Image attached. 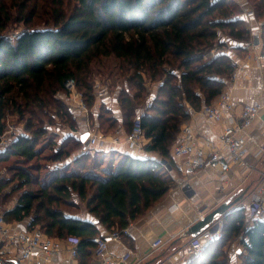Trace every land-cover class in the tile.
Wrapping results in <instances>:
<instances>
[{"label": "trees", "instance_id": "1", "mask_svg": "<svg viewBox=\"0 0 264 264\" xmlns=\"http://www.w3.org/2000/svg\"><path fill=\"white\" fill-rule=\"evenodd\" d=\"M251 1L262 22L264 52V0ZM20 20L28 28L7 35L9 25ZM252 39L236 0H0V135L9 116L25 122V130L0 150V163L12 156L35 162L12 165L11 177L0 179V193L17 181L4 200L20 192L5 210L6 220L29 219V229L39 225L53 238L77 239L79 262L89 264L97 237L145 216L175 182L160 161L131 154L104 177L91 168L96 158L88 164L91 152L74 159V170L61 172L59 162L82 144L71 133L61 140L66 149L46 157L55 168L41 174L40 140L51 124L60 119L77 129V111L55 95L74 79L92 108L97 69L104 68L105 75V61L115 59L120 115L101 106L99 126L124 125L129 133L142 112L145 150L160 154L175 170L173 146L191 116L189 107L198 110L220 96L238 66L230 52L244 57ZM148 82L158 85L153 97ZM81 206L87 217L82 209L71 210ZM247 216L244 207H231L221 237L187 264H228V250L238 237L242 264H264V222L245 227Z\"/></svg>", "mask_w": 264, "mask_h": 264}, {"label": "crops", "instance_id": "2", "mask_svg": "<svg viewBox=\"0 0 264 264\" xmlns=\"http://www.w3.org/2000/svg\"><path fill=\"white\" fill-rule=\"evenodd\" d=\"M246 20L248 25L250 24L252 38L256 33L261 35L259 31L262 30V22L257 21L256 18ZM262 52V43L254 48H247V55L245 57L233 51L230 52L238 65L236 69L237 74L228 80L223 92H230L233 96L236 107L232 115L235 119H239L241 110L245 104L261 102L264 105V68L257 65L254 59L256 54ZM153 89L154 92L152 91V94H156L158 85L154 86ZM116 93H119L118 89H116ZM218 98L219 96L214 102ZM99 100L115 111L116 115H120L118 97L103 96ZM189 108L191 116L187 122L191 123L195 129V144L206 152L221 148L220 136L224 128L229 125L231 121L230 116L227 115L223 120L217 122L207 119L198 111L199 109ZM77 116L80 119L81 125L76 133L77 137L82 140L83 134L88 133L87 123L89 122V116L82 112H77ZM55 132L61 134L62 139L65 134H69L67 131L61 132L60 129ZM125 134L123 138H125ZM243 136L246 140L244 161L232 164L230 168L231 177L226 184H223L220 180V172L217 169L196 170L189 165V156H175V145L173 146V155L176 163L175 170L168 167L167 163L158 153L148 151L139 153L131 150L121 137L119 144H115L113 140L107 138L105 141L94 145V149L99 153L93 156L97 160L96 165L93 164L92 167L95 170V174L101 177H104L109 169L121 165L126 156L131 154L136 157L141 156L160 161L164 164L165 169L163 170H168V174L175 182L168 195L162 201L157 203L142 218L131 221L130 234L124 233L120 237V240L109 241V250L117 256H122L129 250L133 251L129 259L122 264H187L190 259L184 258L181 255V248L192 237L187 234L192 224L217 208L230 196H236L241 191L248 189L244 198L235 205L237 207H245L244 203L259 185L260 174L258 169H264V151H262L264 146V108L252 124L244 130ZM57 148H60V144ZM88 152L93 153L92 151L80 150L79 154L74 157L68 156L59 162V170L61 172L74 170V159L81 153ZM10 208H7V210ZM245 209L249 215V209ZM81 214L87 217L83 209ZM16 223L14 222V224ZM17 228L22 230L29 229V219L18 221ZM105 233L107 232H104L103 235ZM157 238H161L163 244L157 248H153L152 242ZM64 245H67L65 241ZM94 250L89 264L99 263V258L96 256ZM243 250L241 237H238L231 245L230 250H228L229 264H239L241 260L240 255ZM20 255V250L16 248H12L5 254L7 260L10 262L20 261ZM39 255L42 257V264L67 263V252L65 250L60 254H53L47 259H45V254L40 252ZM20 264L23 263L20 262ZM77 264H80L79 259L77 260Z\"/></svg>", "mask_w": 264, "mask_h": 264}, {"label": "built area", "instance_id": "3", "mask_svg": "<svg viewBox=\"0 0 264 264\" xmlns=\"http://www.w3.org/2000/svg\"><path fill=\"white\" fill-rule=\"evenodd\" d=\"M236 2L242 8L243 16L246 19L255 16V11L249 7L248 0H236ZM20 32L13 33L12 36L16 37ZM256 46L253 39L246 45L249 49ZM254 59L257 65L264 68V52L256 54ZM236 71L232 78L236 76ZM73 87L77 88L75 80H67L66 88L69 89L70 93L76 91L72 89ZM108 93V90H105V92L102 91L100 94L101 98L108 96ZM235 107L236 105L232 94L230 92H222L217 101L212 103L205 102L198 110L207 119L217 122L223 120L227 115L230 116L231 121L224 128L220 136L221 148L206 152L203 148L198 147L195 144V129L187 121L182 126L174 147L175 156H189L188 163L192 168L196 170L217 169L220 172V180L223 184H226L230 180V168L232 164L244 161L246 140L243 132L260 115L264 105L261 102L245 104L241 110L239 119H235L232 115ZM141 120L142 112H139L135 118L132 130L125 134V142L128 147L139 153L146 151L144 146L148 142L144 135ZM89 123H87L89 136L83 143V151H87L89 149L88 146H94L108 138L97 133L96 128L91 127ZM8 127L6 126L5 131L0 135V150L8 148L14 138L10 134L14 132H9ZM112 140L115 144H119L121 141L120 137H114ZM262 151H264V146ZM258 172L260 173L259 185L244 203V208H248L250 211V214L245 219V227H250L256 221L264 222V169H258ZM17 224L18 222L13 226V224L9 223L5 218L4 212L0 211V264H14L15 261L10 263L5 256L12 248H16L21 252L20 261L17 260L19 264L20 262L23 264H42V257L39 255L40 252L45 254V259H47L53 254H60L63 250L67 252L66 264H77L78 240L65 241L67 243L65 246L63 240L49 236L40 229L39 225L32 229L22 230L17 228ZM223 224V217H220L200 234L191 237L181 248V255L187 259H192L200 255L210 243L221 237ZM131 226L129 224L123 230L109 231L96 238L97 246L94 252L99 258L98 264H122L129 259L133 254L132 250H129L122 256H117L109 250L108 243L110 240H120L121 234H130ZM162 244L163 240L157 238L152 242V247L157 248Z\"/></svg>", "mask_w": 264, "mask_h": 264}, {"label": "rangeland", "instance_id": "4", "mask_svg": "<svg viewBox=\"0 0 264 264\" xmlns=\"http://www.w3.org/2000/svg\"><path fill=\"white\" fill-rule=\"evenodd\" d=\"M238 1H240V0H238ZM248 1H249V7L255 11L254 6H253V2L251 0H248ZM252 18H256L257 21H261L256 16H254ZM248 22H250V21H248ZM41 25H44V24H40V26ZM9 26L10 27H9L8 33H7V35H9V36H12L13 33H16L18 31H23V30L28 28V25L25 23L24 20L12 22ZM259 32L262 34V30L259 31ZM227 52H229V50H227ZM246 55H247V53H245L244 57ZM107 61H109L108 62L109 65L105 68V70L107 69V73L105 75H104V68L98 67V69H97V73L98 74H96L95 79H94L96 102H95V104H94V106L92 108H90L87 105V103L85 101V98L83 96V93L78 88H74L73 87L72 89H75L76 91H72L71 93H70L69 89L66 88L65 90L59 91L55 95V97L60 99L62 102L66 103L70 108H72L73 110H76L78 113L82 112V113L88 114L89 122H90L89 124L91 125V127H95L96 128V132L99 133L100 135L107 136L111 140L114 137H121L123 139V141L125 142V138H123L124 137V133L126 132L125 130H123V127L125 128L124 125L123 126L117 125L114 128L112 126L108 130V126H109L108 124H106L107 127H102V126H99V124H98L99 118L97 116H98V113L100 112L101 106L104 105L99 100V99H101V96H100L101 92L102 91L105 92V90H108V92H109L107 94L108 96H115V95H116L115 97L119 96L116 93V88H117L118 85L117 86L113 85L114 77L117 76V74L113 75L114 71H115V68H116L115 64H113L115 59L106 60L105 62H107ZM156 85H157V83H155V82H148V88H149L148 90H149V94H150V95H148L149 97L150 96L153 97L154 95L157 94V90L155 92L156 94H152V91L154 92L153 88ZM119 87H121V86H119ZM51 112H55V111L52 110ZM79 120L80 119L77 116V122H76L77 129H72V127L68 123L63 122L60 119H57L55 124H51L52 127H51L50 132L45 137L41 138V140H40L41 143H40L39 147L41 148V152H42V155L44 156L43 157L44 159H41L40 161L37 162V164L40 163L43 166V168L40 171L41 174H43L44 172L46 173L48 170H50V166L52 168H53V166H55V162L47 160L46 157L52 155L54 150L57 147H59V144H60V147H62L63 149H66L65 147H63V144H61V142H60L62 140V138H61L62 135L58 134L55 131L56 130L58 131L60 129L61 132L62 131H67V132L77 136L76 131H78L80 129L79 127L81 125V122ZM7 126H9L8 127L9 128L8 129L9 132H14V133H10V134H12L13 137H14V135H17V134H19V133H21V132H23L25 130V122L19 121L17 119L16 115L9 116V118L7 120ZM144 141H145V139H144ZM82 147H83V144H81L80 148H77V149L73 148L72 151H71L72 152L71 157H74L75 155L79 154V151L82 150ZM94 147L95 146H93V145L88 146L89 149L87 151H92L93 152V154L91 156V159L89 161H87L89 165L91 164V162H92V160L94 158L93 156H96L99 153V152H97V150L94 149ZM34 163H35L34 161H32V162H23L22 160L18 159V157L12 156L9 160H6L5 162L0 163V179L1 178H9V177H11V173H10L11 171L9 170V167L12 166V165L15 166V165L18 164V165L29 166L30 167ZM91 168H93V167H91ZM34 172H35L34 174L36 175L37 171H34ZM50 172H53V169ZM50 175H51V173H50ZM50 175L45 178L46 182L49 180ZM16 185H17V181H15L12 184H10L9 186H7L4 189V191L0 193V197H1L0 201L2 202V208L0 209L1 212H5V210H7V208L12 207L18 201L19 193H20L19 191H18V193L12 194L7 200H4V198H2L4 193L10 192L12 190V188H14ZM83 208L84 207L81 206L78 209L71 208V210L77 212V211H79V210H81ZM80 213H82V210L80 211ZM9 223L14 225V222H9ZM40 229H41V227H40ZM41 230H43V229H41ZM118 230L119 229L113 228L110 231H118ZM120 236H122V234ZM55 239H58V238H55ZM58 240H63V241L76 240L77 241V239H75V238H64V239H62V238L60 239L59 238ZM229 250H230V248H229ZM239 264H242V260H240Z\"/></svg>", "mask_w": 264, "mask_h": 264}, {"label": "water", "instance_id": "5", "mask_svg": "<svg viewBox=\"0 0 264 264\" xmlns=\"http://www.w3.org/2000/svg\"><path fill=\"white\" fill-rule=\"evenodd\" d=\"M253 40L255 45H259L262 43L261 35L256 33L253 35ZM89 133H85L82 136V142L87 139ZM248 190V189H247ZM247 190L241 191L238 195L230 196L227 200H225L222 204H220L217 208L200 218L197 222L192 224L188 229V235L194 237L204 231L206 228L210 227L216 220L220 217H223L231 207L239 203L245 196ZM14 264H19L18 261H15Z\"/></svg>", "mask_w": 264, "mask_h": 264}]
</instances>
